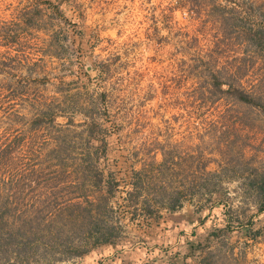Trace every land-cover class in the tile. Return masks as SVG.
Masks as SVG:
<instances>
[{
	"label": "rangeland",
	"instance_id": "rangeland-1",
	"mask_svg": "<svg viewBox=\"0 0 264 264\" xmlns=\"http://www.w3.org/2000/svg\"><path fill=\"white\" fill-rule=\"evenodd\" d=\"M248 1L253 11L242 14L232 0H66L60 16L54 0H0V130L6 109L28 117L34 99L55 97L75 123L82 115L99 123L106 147L93 164L117 183L103 218L112 242L92 247L86 219L58 210L74 191L92 190L68 185L78 177L82 126L69 125L65 152H51L50 140L34 158L24 152L2 164L0 202L26 217L0 223V264H83L92 251L94 264H196L186 241L225 226L211 246L214 264H264V210L249 185L264 173V115L206 80L207 67L218 69L264 101V59L235 37L264 7ZM132 186L151 205L153 194L162 204L161 194L185 192L172 211L131 215ZM129 251L134 260L123 262Z\"/></svg>",
	"mask_w": 264,
	"mask_h": 264
},
{
	"label": "trees",
	"instance_id": "trees-1",
	"mask_svg": "<svg viewBox=\"0 0 264 264\" xmlns=\"http://www.w3.org/2000/svg\"><path fill=\"white\" fill-rule=\"evenodd\" d=\"M64 1L66 0H54L52 4L53 10L60 16L62 15L59 6L64 3ZM232 1L233 6L231 8L238 13L246 14L253 11L252 3L248 0ZM39 11L40 10H38V12ZM217 22V29H219V31L221 30L219 33L223 34H220V37L224 40V21L219 19ZM235 37H240L244 45L252 46L253 52L255 54H260V56H262L261 58L264 59V7L258 12L254 24L238 26ZM217 40L218 38L215 39L214 43H216ZM209 52L212 53L211 49H209ZM206 80L209 90H219V92L239 102L256 107L264 115V101L260 94L248 91L238 84L227 82L220 77L218 69L215 68L207 67ZM99 96L104 98V92L100 93ZM32 102L35 107L28 117L9 109L3 111L8 118V124L5 128L0 130V168L2 164L17 159L24 152H26L30 158H34L39 154L41 145L48 144V142L51 141L53 147H51L50 151L55 153V155L60 151L65 152V150H69L67 147L69 145L67 140L69 125L76 126V124H78L82 126L78 131V139L83 146V153L79 159L80 162L72 163L73 171L77 173L78 177H76L75 180L68 181V185H71L76 190L82 187L84 188L85 186H90L92 190L88 191L90 194H80V191H74L72 197L67 198L58 210L61 211L69 208L70 213L82 216L86 219L85 224L86 227L88 226V233L93 235L92 247L98 243H111L110 235L112 234V226L105 225L106 220L103 218L106 217V211L110 210L109 203L113 197V190L117 183L111 177L109 171L105 172L103 168L99 167L95 162L93 164V161H97L99 155H104L106 147L105 140L101 135L99 123L89 115H82V121L75 123L72 118L73 115H66L64 113L62 101L59 99L55 100V97L47 100L44 97H37ZM57 117H65L66 120L61 124L56 121ZM43 128L51 130L47 133L42 131ZM39 136H42L40 140ZM92 141H97L98 143L92 145ZM91 153H93L92 156ZM56 160L58 162L62 161L61 158H57ZM58 162L55 163V168L60 167V163ZM34 168V166L28 167L26 169L28 174L33 173ZM249 185L256 194V211L261 212L264 210V173H254L251 175ZM182 192L185 191L176 190L161 194L159 197L166 196L164 199L165 203L162 204L157 203L158 201L155 200L154 196L156 194H153L151 195L153 202L155 201L154 204L152 203L153 206L147 203L146 197H141L139 200L138 198L142 196V193L136 186H132L126 191L125 200L129 203V208L132 212L130 213L131 215H133L136 210H141L144 215L151 216L158 212L160 205L169 211L178 207L179 193ZM159 201H161V199H159ZM8 210L4 201L2 203L0 202V223H6L9 216H16L18 218L22 216L26 217L23 213L24 211L20 213L17 212V210L16 213L9 215ZM7 232H13L15 234L18 232V229L11 226ZM227 233L228 229L225 226L224 228H217L210 231L202 243L186 241V254L194 258L198 255L196 264H214L212 261L214 253V249L211 248L212 243L219 239L220 236ZM2 235L0 231V239ZM226 252L229 251L226 250ZM81 253L82 251H77V254ZM240 253L241 252H238V254ZM174 254L176 255L177 252H174L172 256Z\"/></svg>",
	"mask_w": 264,
	"mask_h": 264
},
{
	"label": "crops",
	"instance_id": "crops-1",
	"mask_svg": "<svg viewBox=\"0 0 264 264\" xmlns=\"http://www.w3.org/2000/svg\"><path fill=\"white\" fill-rule=\"evenodd\" d=\"M129 250L130 249H132V246L131 247H129L128 248ZM123 256H125V258L124 259H122L123 260V262H126V261H128V260H134L133 258H134V252L133 251H129V252H125L124 254H123ZM100 257V253L99 252H97V251H92V252H90V253H88V254H85V255H83L82 257H81V262L83 263V264H94L96 261H97V259ZM129 258V259H128ZM129 262V261H128Z\"/></svg>",
	"mask_w": 264,
	"mask_h": 264
}]
</instances>
